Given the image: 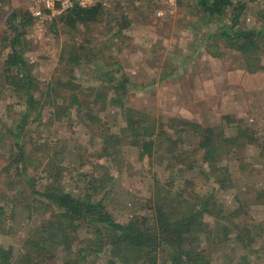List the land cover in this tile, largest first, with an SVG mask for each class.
Segmentation results:
<instances>
[{
    "label": "rangeland",
    "instance_id": "374dc122",
    "mask_svg": "<svg viewBox=\"0 0 264 264\" xmlns=\"http://www.w3.org/2000/svg\"><path fill=\"white\" fill-rule=\"evenodd\" d=\"M20 4L21 0H0V118L8 126L20 119L25 108L24 99L8 87L3 77L8 48L2 47V39L4 35H11L5 21L8 12H5L10 6L21 7ZM158 10H162L163 15L158 16ZM229 17L228 8L222 26L228 27ZM261 26H264V0L247 2L236 28L250 29ZM201 28L204 32L209 30L192 0H114L110 7L102 9L96 22L80 24L73 29L67 28L60 20H33L25 29V57L32 66V73L40 90L43 91L42 94L35 93V96L39 97L45 107L40 117H30L28 120L25 150L33 154L27 172L33 176L37 185L45 181L44 169L47 162L56 163L62 169L61 182L67 190L79 193L97 186V197L102 196L107 209L117 221L123 223L133 215L149 213L155 191L162 185L167 186L171 181L174 189L189 185L199 194H205L212 187L217 189V184L213 182L214 177L207 164L200 161L199 153H188L197 143L198 135L187 128L180 132L186 144L178 143V147L185 151L182 154L185 161L196 159L192 169L188 168L186 163H175L167 167L170 159L165 152V136L157 138L158 142H161L160 148L154 149L150 157H141L139 148L128 144L125 139L115 148H110L109 156L102 155L101 129L109 126V131L118 132L119 128L124 126V121L118 105L108 99L104 103L95 100L97 91H102L107 98L114 96V92L110 91L109 85L96 68L97 63L103 65L107 61V55H110L108 61L111 66L104 67L117 69V78L127 80L123 94L125 106L147 114L156 123H162L166 132L171 133L175 124L177 130L183 128L180 120L189 118H181L180 114L174 113L175 108L165 100L162 89L158 88L164 84L177 83L179 86L173 90L176 92L180 87L181 74L192 62L193 55L195 57L200 52L201 55L207 51L223 57L226 55V59L230 58V61L235 52V62L239 63L240 60L239 64L244 65L240 52L224 47V40L221 38L218 41L208 38V35L199 31ZM211 28V32L218 30L217 26ZM195 31H199L200 35L194 33ZM189 42L195 45L190 61L182 51L184 45ZM153 47V52L156 53L154 57L150 54ZM71 51H76L82 56L91 52L92 61L84 63V59L80 58L78 63H69L67 58L68 54L73 53ZM150 56L155 58L158 64L153 63ZM200 61L205 65L203 58ZM260 62L264 65V55ZM165 72H169L167 77L164 76ZM69 80L79 84L81 89L77 87L74 90L64 86ZM51 86L57 91L49 90ZM75 91L78 92L79 98L85 101L82 110L78 111L74 106H69L65 114L57 118L54 107L48 101L67 106L70 94ZM86 91H89L90 96ZM89 106H94L93 112L98 115L100 122L85 117L84 113ZM239 108L236 116H203L201 122L196 119L188 121L201 126L219 125L227 137L235 135L237 124L247 126L256 130L258 137L263 139L264 94L251 106ZM102 124L104 126L100 127ZM3 143L9 144L10 138L5 137ZM3 143H0V149L5 154H0V170L9 153L8 146L2 147ZM258 152L255 144H250L238 153L233 150L223 155L218 166H226V174H229L230 180L225 186L229 187L217 189L216 198L218 207L225 215H230L233 210L239 208L240 215L244 213L252 217L264 229V193L258 200L256 196L264 189V158L260 157ZM216 174L218 175V172ZM12 176L17 187L4 191L8 200L13 191L17 199L20 195L25 196L20 191V179L13 173ZM0 180L5 182L3 173L0 174ZM21 187H26L24 181ZM1 188L3 190L4 187ZM30 201L29 199L26 202ZM36 206L16 209L12 208L10 201L5 204L3 226L8 232L0 231V246H12L14 258L22 252L23 239L29 228L39 225L49 216L48 211L43 212V209ZM204 219L209 224H214L213 216L205 215ZM83 236L84 232L80 229L79 238ZM205 244H202V247L205 246L211 264H227L229 260L236 264L239 255L245 251L235 240L233 233L221 244ZM251 248L253 249L247 256L249 263L264 264V230L263 236L257 237ZM106 260L107 254L104 252L95 258L96 264H106Z\"/></svg>",
    "mask_w": 264,
    "mask_h": 264
},
{
    "label": "trees",
    "instance_id": "16d2710c",
    "mask_svg": "<svg viewBox=\"0 0 264 264\" xmlns=\"http://www.w3.org/2000/svg\"><path fill=\"white\" fill-rule=\"evenodd\" d=\"M192 1L201 12L205 26L209 27L205 32L202 28L199 31L212 40L218 41L221 38L224 40V47L240 52L246 71L264 70V65L260 62L264 55V26L236 28L247 2L252 0ZM20 5L21 7L10 6L9 11L5 12H8L5 21L11 35H4L2 39V47L8 48L3 77L8 87L24 99L25 108L20 119L11 126L3 123L0 118V143H3L5 137L10 138L9 144H2V147L8 146L9 153L0 170V174L5 175V182L0 180V231L8 232L3 226V216L6 213L5 204L9 201L12 208L16 209L37 205L43 212L48 211L49 216L39 225L29 228L18 257H13L12 246H0V264H96L95 258L102 252L107 254L106 264H211L202 244H221L231 233L245 250L239 255L236 264H250L247 256L253 249L251 247L256 238L263 236L264 229L252 217L244 213L240 215L239 208L233 210L230 215H225L218 207L217 189L229 187L225 186V183L230 180L229 174H226V166L220 167L218 163L223 155L233 150L238 153L250 144H255L259 156L264 158V136L260 139L256 130L237 124L235 135L227 137L219 125L201 126L188 120H180L183 127L180 130H177L175 124L171 133L164 131L162 123H156L147 114L125 106L123 94L127 80L117 78V69L104 67L111 66L108 61L110 55H107V61L103 65L97 63L96 68L109 85L110 91L114 92V96L107 98L102 91H97L95 100L104 103L108 99L118 105L124 126H121L118 132H111L109 126L100 125L104 126L100 131L103 138L101 154L109 156L110 148H115L125 139L128 144L139 148L141 157H150L154 149L160 148L159 137L165 136V152L170 159L167 167L175 163H186L188 168L192 169L196 159L185 161L182 155L185 151L178 147V143H185L180 132L187 128L198 135L197 143L188 153H199L200 161L207 164L217 189L212 187L205 194H199L189 185L174 189L171 181L167 186L162 185L155 191L149 213L133 215L123 223L117 221L107 209L102 196L97 197V186L79 193L67 190L61 182L62 169L56 163L47 162L44 169L45 181L37 185L33 176L27 172L33 154L25 150L26 125L30 117H40L45 106L39 97L35 96V93L42 94L43 91L40 90L32 73V66L25 57L27 43L24 41V34L26 27L33 22V17L22 1ZM228 8L230 17L226 27L221 23ZM102 9L101 4L87 8L75 7L54 20H60L67 28L73 29L80 24L96 22ZM212 26H217L218 30L211 32ZM71 52L73 53L68 54L67 58L69 63H78L80 58L84 59V63L92 61L91 52H86L83 56L76 51ZM207 52L216 55L211 51ZM64 86L74 90L77 87L81 89V86L72 80L65 82ZM50 89L57 91L53 86L49 87ZM86 94L90 96L89 91H86ZM48 103L54 107L56 117L60 118L69 106H74L78 111L82 110L85 101L80 99L75 91L70 94L67 106L52 101ZM93 107H87L84 115L88 120L100 122L98 115L93 112ZM0 154L5 153L0 149ZM12 173L20 179L21 186L22 181L26 183V187L20 186V191L25 196L20 195L17 199L13 191L8 200L4 191L17 187ZM99 185L101 186V183ZM1 187H4L3 190ZM262 193L264 189L256 195L257 200ZM29 199L31 201L26 202ZM205 215L213 216L214 224H209L204 219ZM237 217L239 219H236ZM80 229L84 232L83 238H79ZM227 264L232 263L229 260Z\"/></svg>",
    "mask_w": 264,
    "mask_h": 264
},
{
    "label": "crops",
    "instance_id": "0c3cea01",
    "mask_svg": "<svg viewBox=\"0 0 264 264\" xmlns=\"http://www.w3.org/2000/svg\"><path fill=\"white\" fill-rule=\"evenodd\" d=\"M194 33L200 35L199 31ZM194 46L193 42H189L182 48L184 56H188L189 61L192 52L195 51ZM153 51H155L154 47L150 51L151 56L154 57L156 53ZM203 54L201 55L200 52L195 57L193 55L192 62L181 74L180 87L176 92L173 90L179 86L177 83L164 84L158 88V90L162 89L165 100L175 108L173 112L180 114L181 118L187 117V119H196L201 122L203 116H236L240 106L249 107L264 94V72L262 70L253 73L246 71L239 64L240 60H238L239 63L235 62V52L232 54L231 61L230 58L226 59V55L223 57L209 52ZM151 56L153 63L158 64L157 60ZM201 58L205 60V65L200 61ZM168 73L165 72L164 76L167 77ZM157 82H159L158 79ZM263 114L258 113V115Z\"/></svg>",
    "mask_w": 264,
    "mask_h": 264
},
{
    "label": "built area",
    "instance_id": "2783aa9c",
    "mask_svg": "<svg viewBox=\"0 0 264 264\" xmlns=\"http://www.w3.org/2000/svg\"><path fill=\"white\" fill-rule=\"evenodd\" d=\"M25 9L30 13L35 21H51L64 14L68 10L80 7L87 8L101 4L103 8H108L114 0H21ZM173 1V0H167ZM157 15H163L162 10L157 11Z\"/></svg>",
    "mask_w": 264,
    "mask_h": 264
}]
</instances>
